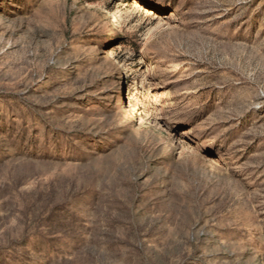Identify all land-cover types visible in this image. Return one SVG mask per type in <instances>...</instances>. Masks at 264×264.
Listing matches in <instances>:
<instances>
[{
  "label": "rangeland",
  "instance_id": "1",
  "mask_svg": "<svg viewBox=\"0 0 264 264\" xmlns=\"http://www.w3.org/2000/svg\"><path fill=\"white\" fill-rule=\"evenodd\" d=\"M0 264H264V0H0Z\"/></svg>",
  "mask_w": 264,
  "mask_h": 264
},
{
  "label": "bare ground",
  "instance_id": "2",
  "mask_svg": "<svg viewBox=\"0 0 264 264\" xmlns=\"http://www.w3.org/2000/svg\"><path fill=\"white\" fill-rule=\"evenodd\" d=\"M141 112L140 107L136 104H131L129 107L126 108L125 114H139Z\"/></svg>",
  "mask_w": 264,
  "mask_h": 264
}]
</instances>
